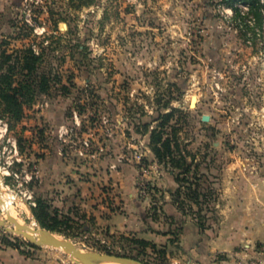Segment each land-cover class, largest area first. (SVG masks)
<instances>
[{"label":"rangeland","instance_id":"374dc122","mask_svg":"<svg viewBox=\"0 0 264 264\" xmlns=\"http://www.w3.org/2000/svg\"><path fill=\"white\" fill-rule=\"evenodd\" d=\"M232 16L222 0H0V60L31 50L51 78L18 121L0 103V219L48 230L39 199L48 231L83 252L264 264V23ZM166 103L186 174L149 145ZM12 228L0 264H79Z\"/></svg>","mask_w":264,"mask_h":264},{"label":"trees","instance_id":"16d2710c","mask_svg":"<svg viewBox=\"0 0 264 264\" xmlns=\"http://www.w3.org/2000/svg\"><path fill=\"white\" fill-rule=\"evenodd\" d=\"M223 4L231 8L233 16L231 20L238 26H246V16L250 17L254 27L262 28L264 23V1L261 0H222ZM239 6L246 7V16L243 17ZM256 34V33H255ZM253 32V35L255 37ZM246 35V34H245ZM253 38V37H252ZM41 60L40 55L34 54L31 50L25 51L24 56L20 57L17 54H1L0 60V103H2V111L6 115H11L15 120H20L24 105H32L38 94H46L50 87L51 78L47 74H39L37 72V64ZM21 66L19 74H15L16 66ZM5 68V69H4ZM20 78L15 80L16 77ZM168 104H163L162 108L158 110L157 121H160L158 129L150 131L149 145L151 152L154 155L155 161L158 164H169L172 171L181 170L184 174L188 173L190 164L186 160V156L181 154L180 146L175 135L163 134L165 126L169 120L174 116L175 108H171L168 113H163L161 110H166ZM149 125L145 124V131L148 130ZM190 198L195 200L198 206L200 192L197 189L191 190V186L186 188ZM180 195V190H177ZM36 221L41 227L51 231H57V220L53 218V224L46 222L48 213L46 206L39 199L36 200V206L31 208ZM59 232V230H58ZM134 244L138 246H146L148 242L145 240H134ZM31 247L37 248L30 244Z\"/></svg>","mask_w":264,"mask_h":264},{"label":"water","instance_id":"95a60500","mask_svg":"<svg viewBox=\"0 0 264 264\" xmlns=\"http://www.w3.org/2000/svg\"><path fill=\"white\" fill-rule=\"evenodd\" d=\"M207 120V117H203ZM0 204L3 205V201L0 197ZM5 222L13 225L14 228L8 229L9 231L24 237L32 245L38 246H50L53 248H60L67 252L72 259L76 260L79 264H95L96 261H112L118 264H144L136 261L133 258H128L125 256L113 255V254H102L97 252L82 251V248L78 247L74 242L64 238L58 241L52 237L50 231L45 229L37 228L36 230H28L24 225L20 224L16 219L12 218L9 212H6V219L1 220L0 224Z\"/></svg>","mask_w":264,"mask_h":264},{"label":"bare ground","instance_id":"6f19581e","mask_svg":"<svg viewBox=\"0 0 264 264\" xmlns=\"http://www.w3.org/2000/svg\"><path fill=\"white\" fill-rule=\"evenodd\" d=\"M3 204H4V202H3ZM3 207L6 209V210H8V202H6L4 205H3ZM26 229H30V230H35V229H33L30 225L28 226V227H25ZM52 236H53V234H52ZM53 238L54 239H56V240H58V241H60V239H59V237H57V236H53ZM61 238V237H60ZM95 264H116L115 262H112V261H101V260H98V261H96L95 262Z\"/></svg>","mask_w":264,"mask_h":264}]
</instances>
